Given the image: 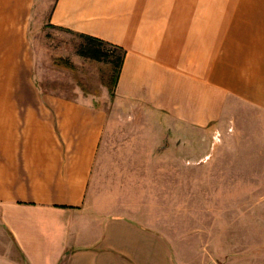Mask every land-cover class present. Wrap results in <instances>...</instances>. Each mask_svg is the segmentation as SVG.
Segmentation results:
<instances>
[{
  "label": "crops",
  "instance_id": "obj_1",
  "mask_svg": "<svg viewBox=\"0 0 264 264\" xmlns=\"http://www.w3.org/2000/svg\"><path fill=\"white\" fill-rule=\"evenodd\" d=\"M220 1L54 0L48 24L123 50L112 104L135 110L108 111L7 94L33 0H0V264H189L161 211L182 196L184 141L228 103L264 110V14Z\"/></svg>",
  "mask_w": 264,
  "mask_h": 264
},
{
  "label": "rangeland",
  "instance_id": "obj_2",
  "mask_svg": "<svg viewBox=\"0 0 264 264\" xmlns=\"http://www.w3.org/2000/svg\"><path fill=\"white\" fill-rule=\"evenodd\" d=\"M53 2L33 0L28 47L16 61L24 70H11L7 94H53L85 98L108 111L135 110L133 104H112L110 61L118 51L112 53L106 42L99 45V59L81 55L82 37L47 23ZM216 9L243 17L256 14L254 9L264 14V0H225ZM128 121L137 130L154 128L146 118ZM203 132L198 146L189 145L191 138L184 141L182 196L161 209L173 253L189 264H264V110L228 103Z\"/></svg>",
  "mask_w": 264,
  "mask_h": 264
},
{
  "label": "trees",
  "instance_id": "obj_3",
  "mask_svg": "<svg viewBox=\"0 0 264 264\" xmlns=\"http://www.w3.org/2000/svg\"><path fill=\"white\" fill-rule=\"evenodd\" d=\"M78 36L82 37L85 40V44L82 45V47L79 49V53L81 55H85L88 56L92 59H99L100 58V51H99V45L100 44H106L107 43L99 38L93 37V36H89V35H85V34H78ZM112 53H116V50L118 51V53H116L113 56V59L110 61L111 65H112V85H114L117 75H118V70L122 61V57H123V50L115 45L111 46ZM111 95L113 93V89L111 87Z\"/></svg>",
  "mask_w": 264,
  "mask_h": 264
}]
</instances>
